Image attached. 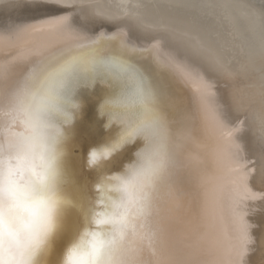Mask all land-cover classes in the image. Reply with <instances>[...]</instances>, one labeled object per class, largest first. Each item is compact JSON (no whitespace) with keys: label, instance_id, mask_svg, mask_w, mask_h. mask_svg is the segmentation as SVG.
I'll return each mask as SVG.
<instances>
[{"label":"bare ground","instance_id":"obj_1","mask_svg":"<svg viewBox=\"0 0 264 264\" xmlns=\"http://www.w3.org/2000/svg\"><path fill=\"white\" fill-rule=\"evenodd\" d=\"M66 2L72 7L57 15L77 13L67 27L57 26L52 16L27 9H15L12 14L35 24V30L10 33L0 26V68L7 69V79L0 75V93L14 84L40 53L95 37L97 31L118 36L137 49L154 48L170 67L167 82L187 116L177 163L170 170L172 188L161 208L170 210L173 227L194 241L196 252L190 258L198 264H264V100L258 94L257 78H253L254 86H245L240 93L233 73L246 76L264 65V47L258 42L264 39V31L258 29L264 0ZM3 8L4 0H0ZM82 13L111 19L102 29L77 35L73 30ZM32 16L36 19H27ZM41 20L52 23L41 25ZM132 58L145 68L152 62L147 53L137 52ZM251 102L254 108L248 107ZM94 104L95 98L88 95L83 111L69 126L65 144L70 182L64 185L62 195L73 200L80 199L96 180L95 166L87 163L89 153L97 150V163L103 160L99 153L107 118L96 117ZM225 109L230 114L227 120L222 116ZM8 121V127H0V145L6 138L15 140L27 134L21 114L14 113ZM143 146L142 138L133 141L129 145L131 158L124 163L131 164ZM108 170L119 171L111 165ZM80 223L78 210L69 207L64 229L41 257L45 264H59ZM128 241L134 246L135 237L129 234ZM155 254L156 250L145 244L143 258Z\"/></svg>","mask_w":264,"mask_h":264},{"label":"snow or ice","instance_id":"obj_2","mask_svg":"<svg viewBox=\"0 0 264 264\" xmlns=\"http://www.w3.org/2000/svg\"><path fill=\"white\" fill-rule=\"evenodd\" d=\"M69 7L66 0H4L0 26L10 33L35 30V24L12 14L15 9H27L52 16L57 26L67 27L77 13L57 14ZM110 19L82 13L73 31L77 35L97 31ZM137 52L151 57L149 67L133 60ZM169 72L168 63L154 48L137 49L118 36L97 31L95 37L40 53L0 93V127H8V118L18 113L28 129L25 136L6 138L0 145V192L17 198L39 191L47 194L50 203L47 227L22 264H45L41 257L64 229L69 207L78 210L81 223L59 264H198L190 258L196 252L194 241L175 229L170 210L161 208L172 188L170 170L177 163L178 142L187 120L170 90ZM0 75L7 79V69L0 68ZM97 84L102 87L97 89ZM88 95L95 98L96 117L107 118L99 153L103 160L97 163V150L89 153L87 163L95 166L96 180L80 199L73 200L62 195L70 182L65 144L69 126L83 111ZM222 116L230 118L227 109ZM137 138L143 139L144 146L131 164H125L131 158L129 145ZM108 165L119 171L109 172ZM85 234L93 239L88 256L78 251V241ZM129 234L135 237L134 246ZM145 244L156 250L154 258H143Z\"/></svg>","mask_w":264,"mask_h":264},{"label":"clouds","instance_id":"obj_3","mask_svg":"<svg viewBox=\"0 0 264 264\" xmlns=\"http://www.w3.org/2000/svg\"><path fill=\"white\" fill-rule=\"evenodd\" d=\"M50 216L47 194L39 191L12 198L0 192V264H22L41 238ZM79 253L88 256L93 239L78 241Z\"/></svg>","mask_w":264,"mask_h":264},{"label":"rangeland","instance_id":"obj_4","mask_svg":"<svg viewBox=\"0 0 264 264\" xmlns=\"http://www.w3.org/2000/svg\"><path fill=\"white\" fill-rule=\"evenodd\" d=\"M258 29H260V30H263L264 31V17H261L260 16V18L258 19ZM259 44H260V46H261V48H263L264 47V39L263 38H261V39H259ZM252 71V72H251ZM251 71H249V72H247V75L246 76H242V75H240L239 74V72H233L234 73V75H236V77H238L240 80L242 79V77H244V80L242 79L241 81L240 80H238V78L236 79V77L232 74V77L233 78H235L236 80H235V89H237L236 91L237 92H239L240 91V93L241 92H243L242 91V88H244V90H245V86H254V82H253V78L255 77V78H257L258 79V81L260 82L259 83V86L261 87L260 89H259V91H258V94H260L259 96H261L262 98H263V100H264V65H263V67L262 68H256V69H254V70H251ZM254 71V72H253ZM242 76V77H241ZM258 76H261V80L259 79V77ZM241 83V84H240ZM248 84V85H247ZM239 85V86H238ZM242 85H243V87H242ZM238 86V87H237ZM241 87V89H239ZM264 102V101H263ZM255 104L254 102H251V104L250 103H248V107H250V108H254V106H253V104Z\"/></svg>","mask_w":264,"mask_h":264}]
</instances>
